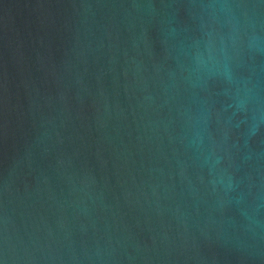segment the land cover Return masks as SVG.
<instances>
[{
  "label": "water",
  "instance_id": "obj_1",
  "mask_svg": "<svg viewBox=\"0 0 264 264\" xmlns=\"http://www.w3.org/2000/svg\"><path fill=\"white\" fill-rule=\"evenodd\" d=\"M0 264H264V0H0Z\"/></svg>",
  "mask_w": 264,
  "mask_h": 264
}]
</instances>
